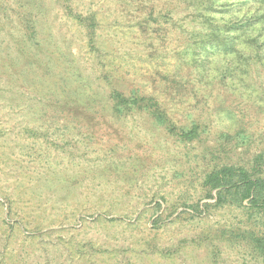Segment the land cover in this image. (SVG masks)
<instances>
[{
    "label": "rangeland",
    "instance_id": "1",
    "mask_svg": "<svg viewBox=\"0 0 264 264\" xmlns=\"http://www.w3.org/2000/svg\"><path fill=\"white\" fill-rule=\"evenodd\" d=\"M34 1L36 7L28 0H0L1 54L14 55L25 18L39 10L40 46L59 47L90 88L103 93L113 84L162 99L159 78L172 70L181 37L169 24L144 34L137 23L151 5L155 15L179 16L174 0ZM66 4L83 15L95 13L103 57L89 51L84 30L65 14ZM43 69L37 64L21 80L0 69V264H264L247 244L216 237L222 228L247 225L264 233V214L225 206L174 219L183 203H213L200 184L217 143H226L220 162L246 167L264 151V73L255 78L263 90L260 108L227 90L214 99L217 88L207 101L188 90V101L180 103L176 96V105L167 106H173L169 113L177 124L189 123L183 111L188 107L201 110L207 125L201 140L182 143L146 114L82 123L74 138L59 123L35 120L36 90L44 92L50 84L42 80ZM219 104L238 116L244 142L234 136L236 128L226 131L234 138H221L225 129L211 114ZM25 127L38 133L29 136ZM156 201L162 203L159 211ZM184 239L186 246L179 247ZM155 243L169 254L147 249Z\"/></svg>",
    "mask_w": 264,
    "mask_h": 264
},
{
    "label": "trees",
    "instance_id": "2",
    "mask_svg": "<svg viewBox=\"0 0 264 264\" xmlns=\"http://www.w3.org/2000/svg\"><path fill=\"white\" fill-rule=\"evenodd\" d=\"M28 2L35 6L34 0ZM174 3L178 12H182L179 16L173 17L168 11L155 15V6L151 5L137 23L139 31L144 34L147 29L157 32L162 24H169L168 28H176L181 37V44L173 52L172 70L163 72L159 78L164 86L163 100L158 95L144 94L137 89L125 92L113 84L103 93L90 88L80 79L79 73L70 68L72 65L59 47L40 46L35 27L39 10L31 11L29 17L25 18L24 27L15 37L14 55L7 50V55L0 52V69L8 68L21 80L24 73L35 71L37 64L42 65L45 71L42 80H48L50 84L44 92L36 90L38 103L32 108V113L36 116L35 120L46 118L48 122L59 123L66 131L65 135L71 138L79 135L82 123L87 125L101 119L110 122V119H125L139 113L148 115L153 125L163 128L179 142L201 140L207 127L202 111L195 113L193 109L184 107V115L191 119L187 125H179L169 113L173 106L167 104L171 102L175 106L177 101H188L190 95L184 93L186 90L194 98L201 94L207 101L217 88L214 99L227 90L245 104L258 108L262 106L263 90L257 87L259 85L255 83V78L264 73V0H174ZM64 11L84 30L89 51L103 57L100 55L103 46L98 39L95 13L83 15L69 4L64 5ZM160 17L162 20L158 19ZM34 46L38 52L34 51ZM41 55L45 57L44 60ZM32 76L35 78L34 73ZM31 78L29 82H34ZM176 96L179 99L174 101ZM211 114L225 129L221 134L223 140L236 136L240 143L244 142L246 135L240 128L238 116L230 107L215 105ZM211 114L208 113V121H211ZM25 128L29 136L38 133L35 129ZM233 128H236L234 136H230L226 131ZM225 144L221 141L210 150L207 171L200 184L204 198L213 200V203H183L184 208L174 219L182 214L194 217L209 208L225 206L264 214V151L257 153L252 164L246 167L220 162ZM202 154L206 158L208 151ZM155 206L157 211L161 210V201H156ZM139 215L127 224L133 225ZM159 221L161 214L152 220V226L155 227ZM247 226L222 228L216 237L245 243L264 257V233L255 230L254 226ZM186 241L184 239L179 247L186 246L183 243ZM188 241L190 244L196 243L195 239ZM147 249H153L162 256L170 252L167 249L164 253L157 243L148 245Z\"/></svg>",
    "mask_w": 264,
    "mask_h": 264
}]
</instances>
